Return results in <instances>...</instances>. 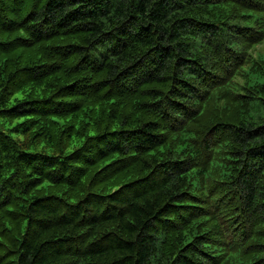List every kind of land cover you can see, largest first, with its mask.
<instances>
[{
	"label": "trees",
	"instance_id": "1",
	"mask_svg": "<svg viewBox=\"0 0 264 264\" xmlns=\"http://www.w3.org/2000/svg\"><path fill=\"white\" fill-rule=\"evenodd\" d=\"M259 45L264 0H0V264H264Z\"/></svg>",
	"mask_w": 264,
	"mask_h": 264
},
{
	"label": "rangeland",
	"instance_id": "2",
	"mask_svg": "<svg viewBox=\"0 0 264 264\" xmlns=\"http://www.w3.org/2000/svg\"><path fill=\"white\" fill-rule=\"evenodd\" d=\"M258 49L262 52V50H263V45H259V47H258ZM262 53H264V52H262ZM257 54H261V53H257ZM264 57V55H261V57Z\"/></svg>",
	"mask_w": 264,
	"mask_h": 264
}]
</instances>
